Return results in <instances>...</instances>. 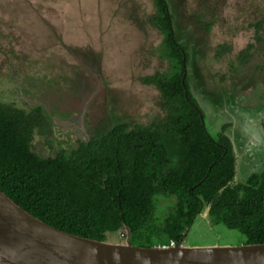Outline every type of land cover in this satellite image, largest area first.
<instances>
[{
	"label": "rangeland",
	"instance_id": "1",
	"mask_svg": "<svg viewBox=\"0 0 264 264\" xmlns=\"http://www.w3.org/2000/svg\"><path fill=\"white\" fill-rule=\"evenodd\" d=\"M165 2L170 30L189 55L188 83L205 128L214 138L223 132L230 137L234 181L246 182L264 164V0ZM161 16L155 0H0V103L23 110L41 104L63 120L35 129L32 149L38 155L77 145L76 120L66 123L72 115L58 104L92 129L126 122L162 131L172 108L146 79L170 80L178 63ZM160 139L174 166L184 147L173 135L161 133ZM176 203V196H153V246L160 245L164 219ZM124 237L123 231L107 234L112 242ZM244 241L238 231L203 215L182 239L187 245Z\"/></svg>",
	"mask_w": 264,
	"mask_h": 264
},
{
	"label": "trees",
	"instance_id": "2",
	"mask_svg": "<svg viewBox=\"0 0 264 264\" xmlns=\"http://www.w3.org/2000/svg\"><path fill=\"white\" fill-rule=\"evenodd\" d=\"M155 1L178 63L170 80L146 79L172 108L162 131L119 122L68 152L43 157L32 149L35 129L44 125L41 106L27 112L0 103V190L32 216L81 237L106 240L127 225L131 244L153 246L152 200L161 193L176 196L177 208L164 219L159 244L182 243L203 205L244 243H264V169L234 181L231 139L224 132L214 138L203 126L188 83L189 55L170 30L165 0ZM161 133L185 149L174 166Z\"/></svg>",
	"mask_w": 264,
	"mask_h": 264
},
{
	"label": "water",
	"instance_id": "3",
	"mask_svg": "<svg viewBox=\"0 0 264 264\" xmlns=\"http://www.w3.org/2000/svg\"><path fill=\"white\" fill-rule=\"evenodd\" d=\"M122 231L123 242L77 236L32 216L0 190V264H264V243L135 246L129 227Z\"/></svg>",
	"mask_w": 264,
	"mask_h": 264
},
{
	"label": "flooded vegetation",
	"instance_id": "4",
	"mask_svg": "<svg viewBox=\"0 0 264 264\" xmlns=\"http://www.w3.org/2000/svg\"><path fill=\"white\" fill-rule=\"evenodd\" d=\"M93 93H96V91L94 90L93 91ZM198 102V101H197ZM36 106H41V112H42V116H43V118H44V120H43V122L42 123H44L45 125H46V123H48V122H50L51 124L53 123V121H55L56 123L57 122H60V123H63V120H59V118H56L55 117V115L53 114V113H51V111L49 110V109H46L45 108V106H43V105H41V104H38V105H36ZM35 106V107H36ZM64 104H62V105H59L58 104V108H59V110H61V112H65V113H68V114H71L72 115V117L71 118H69V120L68 121H66V123H69V124H74L75 122V120H76V123H77V125H74L75 127V132H74V134L75 133H77V132H79V137H78V139H77V145L79 144V143H81V142H89L94 136H97L98 134H100V133H102V132H106L111 126H107V127H101L100 125H95L94 126V128L92 129L90 126H91V124L89 123V124H86L87 126H83L84 124H83V122H82V119L80 118L81 116H79V114H73V113H71L70 112V108L69 109H65L64 108ZM35 107H33V108H31V109H29V110H25V111H27V112H30L31 110H33ZM57 107H56V110L58 109ZM47 110V111H46ZM46 111V112H45ZM86 116V115H85ZM55 117V118H54ZM45 118H46V120H45ZM56 119H58V120H56ZM48 120V121H47ZM62 121V122H61ZM92 122V121H91ZM40 123V122H39ZM42 123H41V125H42ZM79 123V124H78ZM96 123V122H95ZM49 124V123H48ZM58 124V123H57ZM44 125V126H45ZM59 126H60V124H58ZM87 129H89V133H87L86 132V130ZM85 130V131H84ZM88 131V130H87ZM76 135V134H75ZM77 145H76V147H77ZM232 145L234 146V144L232 143ZM75 147V148H76ZM62 148H58L54 153H53V155H51V156H54L56 153H58L60 150H61ZM233 151H234V154H235V149H234V147H233ZM36 152V151H35ZM37 153V152H36ZM246 158H247V154H246V152H245V159H243L245 162L243 163V165L246 163V162H248V160H246ZM250 160V159H249ZM236 161H237V158H236V155H235V171H236ZM243 162V161H242ZM253 164V163H252ZM242 166V165H241ZM251 165H249L246 169H249V168H251L250 167ZM244 168H245V166H244ZM244 168L242 167L241 168V173H243L244 172ZM245 169V170H246ZM263 169H264V164H263ZM262 172V171H261ZM252 173H255L254 171L253 172H250V174H247V179H246V181L248 180V178L251 176V174ZM235 176V175H234ZM203 207H205L204 209H206L207 207H209L208 205L207 206H202L201 207V209H200V211L196 214V216L194 217V219L196 218V217H199L200 215H202L203 213H202V209H203ZM203 212H204V210H203ZM209 216V215H208Z\"/></svg>",
	"mask_w": 264,
	"mask_h": 264
},
{
	"label": "built area",
	"instance_id": "5",
	"mask_svg": "<svg viewBox=\"0 0 264 264\" xmlns=\"http://www.w3.org/2000/svg\"><path fill=\"white\" fill-rule=\"evenodd\" d=\"M175 243H176L175 241L171 240L168 244H161L159 246H163V247H165V246H171V245H174Z\"/></svg>",
	"mask_w": 264,
	"mask_h": 264
},
{
	"label": "clouds",
	"instance_id": "6",
	"mask_svg": "<svg viewBox=\"0 0 264 264\" xmlns=\"http://www.w3.org/2000/svg\"><path fill=\"white\" fill-rule=\"evenodd\" d=\"M191 225V224H190ZM177 243V242H176ZM180 243V242H179ZM180 244H183V243H180ZM161 245V244H160Z\"/></svg>",
	"mask_w": 264,
	"mask_h": 264
}]
</instances>
